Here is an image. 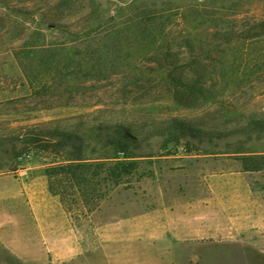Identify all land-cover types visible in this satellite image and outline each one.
Segmentation results:
<instances>
[{"label":"rangeland","instance_id":"1","mask_svg":"<svg viewBox=\"0 0 264 264\" xmlns=\"http://www.w3.org/2000/svg\"><path fill=\"white\" fill-rule=\"evenodd\" d=\"M197 81L209 97L181 86ZM109 131L129 133V150ZM55 132L88 138L105 169L134 163L118 186L104 172L89 206L87 184L54 178L81 226L74 259H102L109 225L146 228L164 204L211 197L213 177L243 178L264 207V0H0V188L64 159L18 156L33 134ZM234 186L216 185L226 199ZM2 216L7 239L39 244L22 215ZM108 234L124 239L96 264H264V230L236 231L227 216L213 231ZM0 259L17 258L0 244Z\"/></svg>","mask_w":264,"mask_h":264},{"label":"crops","instance_id":"2","mask_svg":"<svg viewBox=\"0 0 264 264\" xmlns=\"http://www.w3.org/2000/svg\"><path fill=\"white\" fill-rule=\"evenodd\" d=\"M35 173L27 182L18 179L11 187L0 188V244L17 258L0 259V264H11V261L21 264H96L108 259V245H117L124 239L119 235H109V232L130 231L132 235L127 238L131 240L137 239L140 231H147L153 238L162 232L199 233L215 230L220 219L225 216L236 231L264 230V207L254 195L249 182L239 176L222 179L213 177L211 197L177 199L164 204L163 208L148 212L146 228L136 221L109 225L101 230L103 234L99 244L102 259H74L83 252V242L77 236L81 226L64 207L61 197L51 192L47 173L41 170ZM221 180L235 183L234 187H229L233 198L220 196L216 185ZM7 212L13 217L22 215L29 232L37 234L39 244L31 241L23 249L16 241L7 239L4 231L8 220L2 216ZM161 216L163 220H160ZM41 254L48 255L49 259H40ZM115 260L122 263L124 260L133 262L135 259Z\"/></svg>","mask_w":264,"mask_h":264},{"label":"trees","instance_id":"3","mask_svg":"<svg viewBox=\"0 0 264 264\" xmlns=\"http://www.w3.org/2000/svg\"><path fill=\"white\" fill-rule=\"evenodd\" d=\"M182 87L189 88L193 90L196 94L201 97H209L211 89L206 86L204 83L197 81L194 85H185L181 83ZM184 131V130H183ZM107 137L108 143L118 144L121 150H129V139L131 136L126 131L119 134H114L111 131L106 135H101ZM113 136H118V139H114ZM30 140L26 139L27 146L25 149L18 154V156H27L30 157L31 151L37 148H45L53 152L56 157H62L65 154L63 160H59L60 163H57L56 167L48 169L47 175L49 177L50 190L53 194L63 197V192H59L55 189L54 184L57 183L54 181L55 177L61 176L66 179L69 183L84 186L87 184V206L92 204L94 200H99L101 195L95 196L93 193L94 186L100 184L101 175L106 172V176L103 178L104 182H111L112 185L118 186L120 179L123 175L131 174L132 169L134 168L133 161L131 163H119L113 159H108L112 164L105 169L104 161L100 159H93L90 157L89 153V140H86L83 137L78 135L70 134H59L49 133V134H33ZM179 140V137H176ZM71 147L70 150H65L67 147ZM64 156V155H63ZM134 160L133 158H126V160ZM96 198V199H95Z\"/></svg>","mask_w":264,"mask_h":264},{"label":"built area","instance_id":"4","mask_svg":"<svg viewBox=\"0 0 264 264\" xmlns=\"http://www.w3.org/2000/svg\"><path fill=\"white\" fill-rule=\"evenodd\" d=\"M24 174H25V171H22V172H21V175H24Z\"/></svg>","mask_w":264,"mask_h":264}]
</instances>
